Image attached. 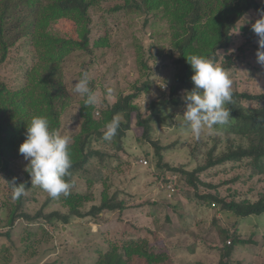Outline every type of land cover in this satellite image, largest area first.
Masks as SVG:
<instances>
[{"label":"rangeland","instance_id":"374dc122","mask_svg":"<svg viewBox=\"0 0 264 264\" xmlns=\"http://www.w3.org/2000/svg\"><path fill=\"white\" fill-rule=\"evenodd\" d=\"M125 1L101 0L88 9V47L72 49L63 57L59 72L66 99L56 111L58 131L70 135L72 141L78 137L79 142L85 117L80 114L83 98L73 91V83L83 72L88 73L90 87L99 98L90 111L95 121L102 118L101 108L109 109L118 97L136 92L144 82L150 83L147 90L132 99L137 108L131 112V126L125 132L122 147L115 149L111 143L90 139L85 144L106 150L108 156L104 164L93 160L88 165V181L80 173L70 183V191L84 197L79 204V211L84 214L93 205L101 204L105 195L111 204L123 203V208L72 216L68 223L57 217L46 221L42 215L69 214V208L60 196L53 199L40 190L30 203L17 207L11 226L8 221L12 206L0 203V234L9 233L0 236V264H95L113 248L123 253V246L143 240L140 244L145 245V250L161 255L163 261L135 255L127 264H219L222 249L232 236L248 243L235 245L229 264H264V214L237 216L220 203L199 197L213 193L225 201L255 200L264 190V174L250 176L251 170L245 165L217 164L196 173L197 185L193 187L178 181L179 173L165 166L192 171L205 164L208 152L216 157L226 151L231 141L233 145L245 141L220 132L221 126H217L218 132L209 134L205 130L195 139L183 121L185 102L174 106L159 104L175 83L178 70L173 64L177 55L173 42L181 37V29L162 13V6L145 11L125 7ZM257 18L251 13L242 26L232 31L229 48L219 51V58L228 53L236 55L246 40L254 39L252 33L244 30ZM49 30L55 36L80 39L81 30L72 20L54 21ZM103 38V45H95L97 39ZM28 49L17 43L0 65V78L9 89L26 83L20 61L27 66L31 55ZM239 74H230L232 89L251 93L264 89L260 78L246 80ZM109 87L114 90L112 95L106 94ZM179 94L182 97L183 91ZM155 103L163 120H150L148 136L159 145L161 160L156 156L155 145L143 138L141 128L135 125L137 114L149 118ZM165 176L171 177L168 180ZM173 177L177 178L176 184L171 181Z\"/></svg>","mask_w":264,"mask_h":264},{"label":"trees","instance_id":"16d2710c","mask_svg":"<svg viewBox=\"0 0 264 264\" xmlns=\"http://www.w3.org/2000/svg\"><path fill=\"white\" fill-rule=\"evenodd\" d=\"M101 0H0V65L8 57L9 50L17 43L25 44L31 53L26 62L27 66L20 61L23 67V74L26 83L19 87L9 89L0 78V203L1 205L11 204L9 223L13 226L16 218L15 211L26 203H30L36 194L42 190L39 186L30 183L29 173L25 170L27 161L18 152L19 144L24 140L26 123L33 115L46 116L50 122V128L58 130L57 110L64 106L65 93L62 79L59 72V65L63 57L72 49H87L88 31L85 25L89 21L88 9L97 5ZM126 0L125 7L145 11L158 9L162 6V13H166L177 23L181 29V37L174 40L173 47L177 52L173 59V64L177 68L175 73V83H172L168 96L163 98L160 105H177L182 101L184 92L193 88L190 79L192 71L186 56L190 54L211 55L217 63L223 65L230 74L239 72L240 78L264 81V67L256 58L258 48L257 36L252 28H245L244 33H252L253 40H246L241 45L236 55L225 54L219 58V51L228 50L231 43L232 31L239 26L242 18L245 21L251 13L257 14L264 9V0ZM61 19L72 20L80 28L78 40L64 38L50 33V25L54 21ZM251 23L254 22L250 21ZM105 43V38L97 39L95 45L101 46ZM150 83L144 82L136 92L120 96L110 104L109 109H100L102 118L93 120L90 111L93 106H84L82 101L80 114L85 117L80 130L83 134L82 140L78 142V137L70 143V156L72 166L69 169L70 175L66 177L69 183H73L80 173L86 177L90 171L88 165H92L95 160L99 164H104L108 156L106 150L90 148L86 142L93 141L108 142L115 149L122 147L125 132L131 126V112L136 110L132 104V99L142 90H147ZM183 91V96L179 94ZM232 103L227 105L230 108L231 119L228 125L221 126L220 132L245 141L233 145L232 141L226 151L213 157L212 152H208V157L204 165L198 166L192 171L182 167H169L168 169L178 172V181L196 187V173L217 164L230 163L231 167H248L254 174H264V89L260 92L251 93L247 89H232ZM157 108V109H156ZM151 116L141 118L137 114L135 125L142 131V137L149 139L156 148L158 160L162 159V153L158 144L154 143L148 136L151 130L150 120L156 118L163 120L160 116L161 109L158 104L151 105ZM120 114L123 121L117 130V135L111 141L103 139L105 124L114 115ZM168 117V116H167ZM103 125L101 126V124ZM103 128H101V127ZM217 131V130H216ZM84 132V133H83ZM218 132V131H217ZM3 174V175H2ZM171 176H165L170 179ZM5 178V179H3ZM15 178L17 183L24 182L26 186L25 194L18 199H12L11 188L7 181ZM171 181L177 183V178ZM87 180V177H86ZM164 181V177L162 178ZM167 180V181H168ZM88 181V180H87ZM166 181V180H165ZM7 186V189L5 188ZM45 192L44 190H42ZM6 193V194H5ZM4 194V195H3ZM199 197L212 203H220L224 209L237 216H250L264 214V190L255 200L243 199L240 201H225L218 197V194H205ZM61 200L69 208V214L53 212L42 215L46 221H51L53 217L62 223H68L72 216L83 217L85 215H95L103 210L122 209L123 203L111 204L106 198H102L99 205H93L88 213L79 211V204L82 205L83 195L70 191L68 196L60 195ZM15 203V204H14ZM153 203H156L153 201ZM15 205V206H13ZM20 214L22 212H19ZM26 218L29 215L24 214ZM8 232L0 236H8ZM144 241V240H143ZM143 241L130 242L123 246V253H119L116 248L111 252L102 255L95 264H127L132 256H140L146 259L152 257L154 262H162L163 258L159 254H154L145 250ZM248 243L237 236H232L229 244H225L219 264H229L228 259L236 244ZM135 244V245H134ZM134 245V246H133ZM166 252V251H165ZM167 253V252H166ZM160 256V257H159Z\"/></svg>","mask_w":264,"mask_h":264},{"label":"clouds","instance_id":"9594fccd","mask_svg":"<svg viewBox=\"0 0 264 264\" xmlns=\"http://www.w3.org/2000/svg\"><path fill=\"white\" fill-rule=\"evenodd\" d=\"M238 22L240 27L245 20L242 18ZM251 28L257 36V62L264 67V9L259 10V17L251 23ZM186 60L191 67L193 88L184 92L186 107L182 117L193 137L199 139L205 130L211 134L217 126L229 124L232 117L227 105L232 103L233 81L229 72L211 55L190 54L186 56ZM73 91L83 98L84 106L99 103L98 96L90 87V77L86 71L73 83ZM113 91L109 87L106 94L112 95ZM120 125V115H114L104 126L103 139L111 141L117 135ZM24 137L18 152L27 161L25 170L29 173L30 183L39 186L53 199L61 194L68 196L72 187L66 180L72 166V137L51 129L48 118L43 115H33L30 118L26 123ZM7 182L12 190V199L25 194L24 182L17 183L15 178Z\"/></svg>","mask_w":264,"mask_h":264},{"label":"built area","instance_id":"2783aa9c","mask_svg":"<svg viewBox=\"0 0 264 264\" xmlns=\"http://www.w3.org/2000/svg\"><path fill=\"white\" fill-rule=\"evenodd\" d=\"M140 162H144V163H146V160H144V159H141V160H140ZM172 185H173V184H172Z\"/></svg>","mask_w":264,"mask_h":264}]
</instances>
